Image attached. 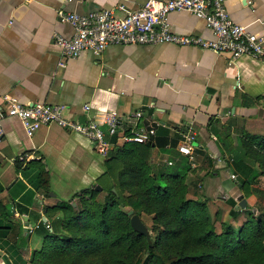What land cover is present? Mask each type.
<instances>
[{
    "label": "crops",
    "instance_id": "crops-1",
    "mask_svg": "<svg viewBox=\"0 0 264 264\" xmlns=\"http://www.w3.org/2000/svg\"><path fill=\"white\" fill-rule=\"evenodd\" d=\"M145 1L0 0V107L4 96L21 103H61L65 114L78 120L98 118L107 109L126 114L138 108L149 122L158 121L169 129L170 136H178L176 144L189 131L191 159L175 144V155L166 146L151 147L150 161L157 166L186 157L191 166L186 180L192 188L186 195L199 193L209 212L220 209V218L235 224L244 217L245 206L255 211L264 207V175L254 177L249 185L252 189L243 197L235 180L238 172L229 167L231 156L240 153L242 131L264 135V57H231L228 52L161 42L108 44L98 55L81 50L75 57L63 58L51 41L53 32L66 37L72 32L59 19V8L78 13L114 8L120 15L123 12L117 5L130 9ZM224 4L233 21L250 31L264 32V0H225ZM167 18L175 32L213 37L204 20L187 11H170ZM84 103L89 105L87 109L82 108ZM110 140L109 149L122 142L114 136ZM105 156L87 137L57 124H42L27 135L16 117L2 118L0 199L11 213L6 219L0 216V223L11 227L6 234L0 233V264H34L30 257L41 242L35 228L39 219L49 221L43 206L94 187L95 178L104 170ZM29 159H40L47 170L48 194L30 184L35 168L22 170L16 165V160L23 164ZM228 179L234 186L226 184ZM238 194L245 206L237 217H230L228 199L237 203ZM14 202L20 208L25 206V211L13 209ZM17 242L25 244L15 250L12 244Z\"/></svg>",
    "mask_w": 264,
    "mask_h": 264
},
{
    "label": "trees",
    "instance_id": "trees-1",
    "mask_svg": "<svg viewBox=\"0 0 264 264\" xmlns=\"http://www.w3.org/2000/svg\"><path fill=\"white\" fill-rule=\"evenodd\" d=\"M177 139L178 136H170L167 127L157 125L147 141L113 144L103 159V172L95 178L99 189H83L71 199L43 206L48 227L39 219L35 231L41 234V242L30 261L34 264H264V207L257 214L246 208L247 216L236 227L222 221L220 230L216 231L204 200L186 196V174L191 170L187 158L181 156L179 161L157 166L151 163V147L166 146L170 155H175ZM238 145L240 153L231 156L229 167L238 172L235 180L245 197L252 189L249 185L254 177L264 175V135L242 131ZM20 161L16 160V165H21L22 170L35 168L29 179L33 189L48 194V172L40 159H29L23 164ZM228 203V214L234 217L239 211L234 207L236 200L229 198ZM13 209L21 213L26 207L20 208L14 202ZM128 209L139 217L150 215L147 235L131 227ZM57 210L59 214L55 215ZM10 211L0 199V216L6 219ZM10 227L9 223H0V233L6 234ZM21 238L23 241L22 235ZM24 244L17 242L12 247L18 250Z\"/></svg>",
    "mask_w": 264,
    "mask_h": 264
},
{
    "label": "built area",
    "instance_id": "built-area-1",
    "mask_svg": "<svg viewBox=\"0 0 264 264\" xmlns=\"http://www.w3.org/2000/svg\"><path fill=\"white\" fill-rule=\"evenodd\" d=\"M225 0H146L141 5L114 13V8H95L78 13L71 10L57 9L60 20L67 22L72 29L70 36L53 32L51 41L57 46L63 58L75 57L81 50L98 55L108 44H153L170 42L177 45H193L207 48L214 52H228L231 57L248 55L264 57V32L250 31L244 24L232 20L226 10ZM173 10H184L204 20L212 33L207 39L201 35L178 33L170 29L167 14ZM60 65L64 61H59ZM89 105L84 103L83 109ZM16 117L27 135L42 124L54 123L60 127L84 135L93 143V148L101 155H106L115 140L144 142L150 139L155 127L162 123L149 122L141 109H134L126 114H118L115 109L101 111L98 118L84 120L71 119L65 114V105L45 101L21 103L4 96V106L0 107V138L2 118ZM185 140L176 144L177 150L192 158L189 141L191 132L184 133ZM170 163V161H167ZM231 177L234 174L230 175ZM48 227V223L44 222ZM32 228H28L31 231Z\"/></svg>",
    "mask_w": 264,
    "mask_h": 264
},
{
    "label": "rangeland",
    "instance_id": "rangeland-1",
    "mask_svg": "<svg viewBox=\"0 0 264 264\" xmlns=\"http://www.w3.org/2000/svg\"><path fill=\"white\" fill-rule=\"evenodd\" d=\"M222 173V171H220V174ZM219 174V175H220ZM219 177H221L222 178V176H219ZM188 180V179H187ZM190 180H193V178H191ZM188 182H189V180H188ZM226 182V181H225ZM224 183V182H223ZM191 184V183H190ZM226 184L227 185H231V186H234V182L231 180V179H228L227 180V182H226ZM195 185V184H194ZM188 191H191L192 190V188L189 186L188 187V189H187ZM101 195V194H100ZM99 195V196H100ZM186 196H190L189 194H187ZM191 198H193V199H200L201 200V198L204 200L205 198H203L199 193H196V196L195 197H191ZM204 203H205V200H204ZM246 206H245V209H244V211L242 212V215H244V217L243 218H245L246 216H247V211H246ZM205 209H206V211H207V213H208V216H209V219H210V222H211V225L214 227V230H216V231H219L220 230V228H221V222L223 221H226L224 218H220V214H221V210L220 209H216L215 211H213V212H209L208 211V209H207V206H206V203H205ZM238 209H241V208H239L238 207ZM262 208H257V210L255 211L254 210V212L257 214L258 212H260V210H261ZM141 218H142V220H143V222L145 223V225H146V227H148V229L150 228V226H151V219H150V215H147V214H141V216H140ZM235 217H237V216H235ZM241 218L239 219V220H237L236 221V218H233V219H231V220H235L236 221V223L234 224V223H232L233 224V226H237L242 220H243V218H242V216H240ZM33 236H35V234L33 233Z\"/></svg>",
    "mask_w": 264,
    "mask_h": 264
},
{
    "label": "water",
    "instance_id": "water-1",
    "mask_svg": "<svg viewBox=\"0 0 264 264\" xmlns=\"http://www.w3.org/2000/svg\"><path fill=\"white\" fill-rule=\"evenodd\" d=\"M94 188L95 189H99L100 186L98 184H95ZM236 199H237V203L234 205L235 207H240L241 208V207L245 206V200H244V198L242 197L241 194H238L236 196ZM252 211H254L253 208H252ZM126 214L129 215V223H130V225H131V227L133 229H135L136 231H138V232H140V233H142L144 235L148 234L147 227L144 224V222L140 219L138 214L133 213L131 209H128L126 211ZM42 219H44V217H42ZM26 225H27V223L24 222V226H23L24 230L26 228Z\"/></svg>",
    "mask_w": 264,
    "mask_h": 264
}]
</instances>
